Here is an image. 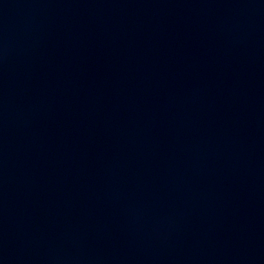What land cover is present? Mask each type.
<instances>
[{
  "label": "water",
  "instance_id": "obj_1",
  "mask_svg": "<svg viewBox=\"0 0 264 264\" xmlns=\"http://www.w3.org/2000/svg\"><path fill=\"white\" fill-rule=\"evenodd\" d=\"M0 264H264V0H0Z\"/></svg>",
  "mask_w": 264,
  "mask_h": 264
}]
</instances>
